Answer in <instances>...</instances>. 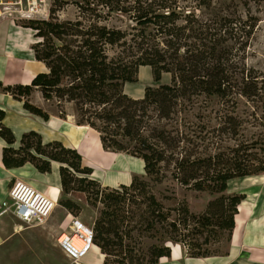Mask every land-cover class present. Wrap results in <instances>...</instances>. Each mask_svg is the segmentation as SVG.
Returning <instances> with one entry per match:
<instances>
[{
	"label": "trees",
	"instance_id": "16d2710c",
	"mask_svg": "<svg viewBox=\"0 0 264 264\" xmlns=\"http://www.w3.org/2000/svg\"><path fill=\"white\" fill-rule=\"evenodd\" d=\"M97 1L105 12L90 0H74L79 8L74 19L50 16L23 24L35 31L31 49L44 69L28 83L0 81V90L23 100L25 109L45 121L48 112L28 99L34 90L54 101L61 117L71 103L76 124L97 130L104 148L141 158L145 174L118 187L102 186L76 149L59 140L43 142L35 130L22 133L15 148L0 109V137L8 144L2 164L30 162L49 173L51 163L58 162L64 193L85 191L100 201L92 243L103 264H154L170 256L168 242L188 247L192 257L216 255L204 245L218 232L229 240L237 205L245 197L228 192V181L264 174V73L245 57L258 19L249 8L244 16L239 13L233 0L217 6L216 0ZM114 10L131 21V29L111 26L101 16ZM140 66H149L158 84L133 98L123 87L138 81ZM163 73L169 74L168 83H160ZM200 97L221 105L214 125L203 117L196 123L180 116ZM241 102L247 109L243 117L237 113ZM247 124L260 130L248 135ZM167 174L206 192V209L194 213L185 200L164 206L153 187ZM60 204L76 208L70 199ZM144 238L152 242L144 246Z\"/></svg>",
	"mask_w": 264,
	"mask_h": 264
},
{
	"label": "crops",
	"instance_id": "0c3cea01",
	"mask_svg": "<svg viewBox=\"0 0 264 264\" xmlns=\"http://www.w3.org/2000/svg\"><path fill=\"white\" fill-rule=\"evenodd\" d=\"M27 32V28L15 24L14 21L0 20V81L4 85L28 83L33 75L39 72L33 73L32 76L26 72V59L29 60L28 56L32 51L30 46L28 48ZM147 67L138 68L137 82L124 84L123 90L129 96L142 97L145 86L158 84L152 79L150 69ZM143 71H147L144 72V76ZM31 98L30 96L31 103L42 108L38 99ZM0 109L4 111L2 123L10 128L16 140H19L22 133L29 130L38 132L43 142L59 140L64 146L77 150L81 155L82 163L92 169L90 174L92 178L102 185L128 184L134 175L145 174L141 158L126 152H114L104 148L97 130L88 125L76 124L72 108L66 110L63 117L56 111L42 108L49 114L48 120L45 121L25 109L23 100H18L10 93L0 90ZM7 145L0 137V200L6 198L7 191L15 180L29 181L28 183L46 194H50L48 185L51 179H56L60 188L58 164L55 178H50L48 172L37 171L30 163L19 167H4L1 161L2 148ZM259 176L251 175L228 181V191L244 193L245 197L237 205L238 211L234 215V227L228 240L226 253L192 257L187 254L183 245L175 243L174 247L170 246V256H162L154 264H264V184L254 183ZM242 180L246 181V184L242 183L230 188L235 181L240 183ZM45 185L46 188H43ZM237 217H239V223H237ZM19 225V221L12 216H0V245L18 231ZM235 232L236 238H234ZM100 261L98 264H103V254Z\"/></svg>",
	"mask_w": 264,
	"mask_h": 264
},
{
	"label": "rangeland",
	"instance_id": "374dc122",
	"mask_svg": "<svg viewBox=\"0 0 264 264\" xmlns=\"http://www.w3.org/2000/svg\"><path fill=\"white\" fill-rule=\"evenodd\" d=\"M90 1L96 4L97 10L100 9L105 12L106 8L97 5V0ZM229 1L230 0H216L215 4L217 6L221 3H227ZM233 2L237 4V10L243 16L246 12V8H249L250 12L258 19L254 32L249 38L245 57L246 63L248 65L257 68L264 73V0H233ZM78 14L79 8L75 5L74 0H51L47 1V11L44 15V18L46 19L50 16H55L61 20L74 19ZM101 16L107 17V21L111 26L120 27L122 29H131V21L124 16L119 15L115 10L111 11L108 15L103 13ZM42 17L43 16L38 15L36 17L33 16V18L31 17L27 19L16 20V18H14V22L17 25L24 27L23 24H25L28 20L39 19ZM24 28L28 29L26 39L29 48V46L31 47V45L36 41V37L34 36L35 31L28 27ZM31 67L32 68L30 71L32 73L44 69L43 65L38 62H33ZM147 68L150 69L149 66ZM144 72L147 71L142 72L143 76ZM169 80V74L163 73L160 82L168 83ZM156 85L157 84L151 86ZM30 96L33 100L38 99L40 101V105L42 108H45V110L56 111L58 112V115H60L59 108L56 106L55 102L47 101L41 98L40 91L34 90ZM30 96L28 98L29 100ZM203 101L204 100L201 97L199 99H195L191 109L183 112L180 114V116L186 121L196 123L198 122L197 117H203V122H209V124L214 125L216 123V113L219 112L222 107L217 101ZM71 108L73 109L72 104L66 103L64 112L66 113V110H70ZM246 112V106L241 102L239 108L237 109V113L243 117ZM245 127V133L248 135L260 130V127L249 126V124L245 125ZM18 145L19 140H15V142L12 144V146L15 148H17ZM59 165L60 163H58V167ZM90 177L92 176L90 175ZM245 182L246 181L244 180L240 181V183L235 181L230 186V188H233L237 185H242V183L246 184ZM254 183L264 184V174H260ZM254 183L253 185H255ZM76 186H78L77 183H75L74 187ZM111 187H118V185ZM43 188H46V185ZM59 189V196L56 202L57 205L54 207L51 214L44 222L35 225H26L19 222L20 225L18 231L0 245V264H98L101 262L100 254L102 253L99 248L98 250H93L91 248L83 257L78 259L77 263L72 262L58 247L55 238L60 233L70 230L69 225L75 218L80 220L87 227H93L95 220L100 215L101 208H103L102 203L97 199H94V196L85 191H72L64 193L61 189V185ZM153 193L166 207L174 206L178 201L185 200L189 206V209L194 213L203 212L206 209L208 203L206 192H200L182 186L173 180L169 174H167V177L164 178L161 183L154 185ZM165 196H169V198ZM64 199L72 200L75 203L76 208H72L70 211L67 210L63 205L60 204V201ZM8 216L10 217V215ZM206 233L207 232H204L202 235H200L198 240L201 241L205 236H207ZM216 234L217 235H209V241L207 245H204V247L207 248L210 253L223 254L228 250L227 236L225 233L220 232ZM151 242L152 241L146 238L143 239L144 246H147ZM187 248L188 247L185 249ZM110 258L113 259L115 257L112 256Z\"/></svg>",
	"mask_w": 264,
	"mask_h": 264
},
{
	"label": "built area",
	"instance_id": "2783aa9c",
	"mask_svg": "<svg viewBox=\"0 0 264 264\" xmlns=\"http://www.w3.org/2000/svg\"><path fill=\"white\" fill-rule=\"evenodd\" d=\"M47 1L51 0H0V20L27 19L44 15L47 11ZM57 201L51 194H46L24 180H15L7 191V196L0 200V216H12L20 223L35 225L44 222ZM67 232L60 233L55 239L63 254L72 262L77 263L92 245V227H87L80 220L74 219ZM84 230V233L81 231ZM74 236L83 238L87 245L75 249L70 244Z\"/></svg>",
	"mask_w": 264,
	"mask_h": 264
},
{
	"label": "bare ground",
	"instance_id": "6f19581e",
	"mask_svg": "<svg viewBox=\"0 0 264 264\" xmlns=\"http://www.w3.org/2000/svg\"><path fill=\"white\" fill-rule=\"evenodd\" d=\"M30 57L29 60L26 59V72L28 73L29 76H32V72L30 71L31 70V66H32V63L31 62H34L36 61L34 58H33V55H32V51L29 55ZM41 63V62H39ZM42 64V63H41ZM57 162H52L51 163V166H52V170L51 172H49V176L50 178L53 177L55 178L56 176V168H57ZM48 191L50 192V194L55 198V200L57 201L58 200V196H59V184L58 182H56V179H51L49 185H48ZM57 205V203H55V206ZM54 206V207H55ZM237 220V223H239V217L236 218ZM83 233H84V230H81ZM237 233L235 232L234 234V238H236V235ZM70 244L75 248V249H82L84 246L87 245V242L83 239V238H79L78 236H74L73 238L70 239ZM168 245L171 246V247H174L175 243L174 242H168ZM97 249L98 250V247L95 245V244H90V247L88 248L89 250L90 249ZM102 256V254H100ZM101 258V257H100Z\"/></svg>",
	"mask_w": 264,
	"mask_h": 264
}]
</instances>
